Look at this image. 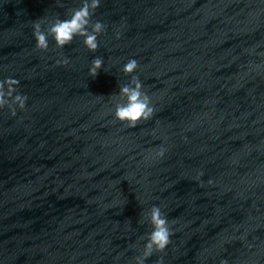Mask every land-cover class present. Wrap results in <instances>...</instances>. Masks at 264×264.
Masks as SVG:
<instances>
[{"label":"clouds","instance_id":"9594fccd","mask_svg":"<svg viewBox=\"0 0 264 264\" xmlns=\"http://www.w3.org/2000/svg\"><path fill=\"white\" fill-rule=\"evenodd\" d=\"M99 5L100 0H90V2L89 0H83L82 6L75 9L69 18L63 20L57 18L47 32L42 30L41 22H34L33 35L36 41V48L42 52L47 51L49 36L54 39L55 45L58 48H63L70 44L75 37L81 36L84 38L83 43L86 48L89 51L95 52L99 46L98 36L106 30V26L99 21L91 23V16ZM89 28H91V31H89ZM57 64L67 65L68 60H58ZM102 66V58H94L91 62L89 75L92 77L97 76ZM138 66L137 60L129 59L124 64L122 71L125 74H132L137 70ZM19 83V80L10 77L0 81V109L8 106L13 115H15V109L12 106L18 105L23 110L27 101V96L22 94H16L13 97L14 92H16V86ZM5 86H7V91H5ZM142 89L143 85L138 77L134 78L131 87L125 85L120 88L119 94L124 95L127 102L117 105L114 118L122 124H126L129 128H135L141 121L149 120L154 114L151 98ZM6 97L11 98V106H9V99H6ZM164 154L165 149L161 147L157 155L163 157ZM202 174L200 173V175ZM148 224H150L152 230L147 235V242L144 245L142 255L135 258L136 264H144V261L152 256L154 252H164L170 243L172 232L169 221L159 206L153 205L150 208ZM157 264H163L162 260L158 261Z\"/></svg>","mask_w":264,"mask_h":264}]
</instances>
